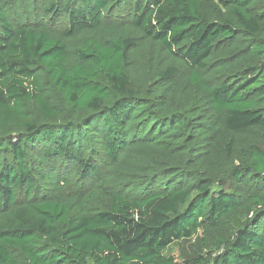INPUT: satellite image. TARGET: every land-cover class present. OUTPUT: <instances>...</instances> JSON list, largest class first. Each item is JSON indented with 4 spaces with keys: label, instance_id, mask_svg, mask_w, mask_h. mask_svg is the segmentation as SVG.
<instances>
[{
    "label": "trees",
    "instance_id": "obj_1",
    "mask_svg": "<svg viewBox=\"0 0 264 264\" xmlns=\"http://www.w3.org/2000/svg\"><path fill=\"white\" fill-rule=\"evenodd\" d=\"M0 264H264V0H0Z\"/></svg>",
    "mask_w": 264,
    "mask_h": 264
},
{
    "label": "rangeland",
    "instance_id": "obj_2",
    "mask_svg": "<svg viewBox=\"0 0 264 264\" xmlns=\"http://www.w3.org/2000/svg\"><path fill=\"white\" fill-rule=\"evenodd\" d=\"M195 242V238L190 240H181L169 246L165 253L167 255L174 256L176 259L182 260L185 255H189L191 253V247L195 245Z\"/></svg>",
    "mask_w": 264,
    "mask_h": 264
}]
</instances>
